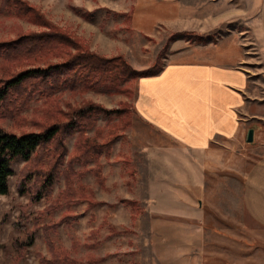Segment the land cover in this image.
Wrapping results in <instances>:
<instances>
[{"label":"rangeland","instance_id":"rangeland-1","mask_svg":"<svg viewBox=\"0 0 264 264\" xmlns=\"http://www.w3.org/2000/svg\"><path fill=\"white\" fill-rule=\"evenodd\" d=\"M17 1L23 4L21 13L0 11V43L20 41L55 27L84 51L104 58L121 56L130 69L146 74L161 67L171 45L188 53V57H217L224 63L232 60L222 58L224 50L230 46L238 54L239 48L244 47L245 69L251 81L249 105L255 114L249 125L255 135L250 142L243 133L226 140L209 163L210 172L231 174L233 204L237 202L235 190L244 174L264 155V34L256 33L254 25L244 23V33H230V37L226 33L206 37L174 33L160 20L165 17L161 11L165 0ZM142 8L150 9L148 19L142 18ZM261 17L264 20V0H243L245 22ZM75 53V46L68 47L67 52L61 48L44 53L27 51L20 59L4 64L0 74L4 77L28 67L61 64ZM142 76L124 75L115 85L107 81L88 86L77 81L73 86H58L47 96L37 91L26 107L16 106V115L0 117V126L5 130L22 133L42 130L55 121H67L75 110L89 104L103 109L97 110L91 125L81 133V139L101 146L97 161L73 163L71 181L75 194L50 215L43 214L39 222H35V217L57 196L63 179H54L51 198L42 196L30 203L28 194L19 195L15 188L24 160L16 157L10 163L7 192L0 194V264H45L41 258L47 260L50 255L42 226L50 220L56 223L52 240L69 260L61 264H173L159 261L155 250L167 247L156 245L159 239L144 224L143 145L146 140L159 141V136L135 115L133 100L137 80ZM76 136V130L65 136L64 159L69 154H80L83 144L79 139L78 146L75 145ZM18 219L34 230L29 245L23 244V231L13 226ZM247 231L245 236L243 231L233 230L224 261L208 260L205 264H264V233L262 239H256L251 230ZM213 251L218 250L208 247L209 258Z\"/></svg>","mask_w":264,"mask_h":264},{"label":"crops","instance_id":"crops-1","mask_svg":"<svg viewBox=\"0 0 264 264\" xmlns=\"http://www.w3.org/2000/svg\"><path fill=\"white\" fill-rule=\"evenodd\" d=\"M163 3L160 20L174 33L230 37L244 33V23L264 34L263 17L243 19V0ZM142 10L148 19L150 9ZM172 47L155 74L138 78L133 100L137 119L159 136L143 145L144 224L159 239L155 244L167 247L155 250L159 261L217 263L225 259L233 230L245 236L251 230L256 239L264 233V155L244 174L234 204L231 174L212 173L209 165L221 144L252 128L246 54L244 47L236 54L229 46L221 56L232 60L224 63L217 57L191 58ZM208 247L218 250L210 258Z\"/></svg>","mask_w":264,"mask_h":264},{"label":"trees","instance_id":"trees-1","mask_svg":"<svg viewBox=\"0 0 264 264\" xmlns=\"http://www.w3.org/2000/svg\"><path fill=\"white\" fill-rule=\"evenodd\" d=\"M20 9H23V4L17 0H0L1 12L12 10L14 14H18ZM70 46H75L77 53L69 56L61 64L28 67L4 77L0 74V117L3 114L16 115L17 108L26 107L37 91L47 96L56 87L63 84L73 86L77 81L84 82L88 86L105 84L107 81L115 85L124 75L146 76L158 71L147 74L137 72L130 69L121 56L104 58L84 51L80 45L71 41L55 27L50 32L34 34L20 41L1 42L0 69L4 64L20 59L27 51L44 53L61 48L62 51L67 52ZM97 110L103 109L91 104L83 106L75 110L67 121H55L39 131L15 133L0 126V194L7 192V177L12 173L10 163L19 157L24 163L18 170L15 188L19 195L28 194V202L35 203L42 196L51 198L54 179L59 176L63 179L62 189L35 217V222L37 220L39 222L43 214L50 215L64 200L73 197L75 194L71 181V176L75 172L73 163L85 164L91 160L97 161L98 149L101 148L94 142L90 141V143L87 138L81 139L84 127L91 125V118L98 112ZM73 130L77 131L75 145L78 146V140L81 139L83 146L80 154H69L68 158L64 159L63 155L66 152L64 139ZM55 225L56 223L50 220L42 226V235L50 255L47 260L41 258L45 264L69 262L52 240L51 233L55 230ZM13 226L22 230L26 236L24 245L32 243L34 231L32 228H28L20 219L13 223Z\"/></svg>","mask_w":264,"mask_h":264},{"label":"water","instance_id":"water-1","mask_svg":"<svg viewBox=\"0 0 264 264\" xmlns=\"http://www.w3.org/2000/svg\"><path fill=\"white\" fill-rule=\"evenodd\" d=\"M253 138V129L249 128L246 134V141L250 142Z\"/></svg>","mask_w":264,"mask_h":264}]
</instances>
